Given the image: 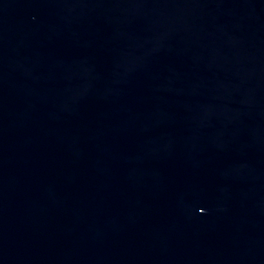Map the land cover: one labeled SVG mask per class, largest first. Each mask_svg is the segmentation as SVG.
<instances>
[{
  "label": "water",
  "instance_id": "water-1",
  "mask_svg": "<svg viewBox=\"0 0 264 264\" xmlns=\"http://www.w3.org/2000/svg\"><path fill=\"white\" fill-rule=\"evenodd\" d=\"M0 264H264V0H0Z\"/></svg>",
  "mask_w": 264,
  "mask_h": 264
}]
</instances>
